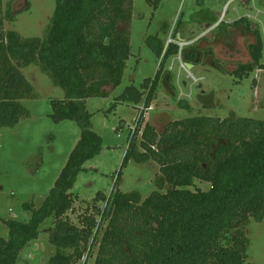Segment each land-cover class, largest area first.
I'll return each instance as SVG.
<instances>
[{"label":"trees","instance_id":"16d2710c","mask_svg":"<svg viewBox=\"0 0 264 264\" xmlns=\"http://www.w3.org/2000/svg\"><path fill=\"white\" fill-rule=\"evenodd\" d=\"M133 15L132 0H56L44 37L24 38L5 30L6 23H13L16 16L11 3L4 11L0 0V128L14 127L30 117L22 101L34 99L36 94L22 69L31 65H37L64 92V99L51 103L52 119L58 123L74 121L81 128V138L43 205L39 209L24 205L32 213L27 222H4L8 236L0 240V264H17L26 247L39 239L41 227L49 219L54 223L50 241L56 247L50 264H79L90 242L91 248L96 246L104 223L95 264H246L247 227L252 221H264L262 120L194 117L168 123L162 134L147 125L140 145L143 151H139L134 140L144 117L140 113L123 168L131 159L139 164L157 163L158 190L145 200L139 193L125 194L120 189L109 198L99 193L96 202L106 204L103 210L96 209L99 222L90 215L79 228L66 219L74 205L72 190L79 174L103 147L86 102L108 98L122 83L131 56ZM242 24L244 33L254 34L256 42L249 47L252 61L232 73L239 81L264 69L259 29H253L245 17L228 26ZM228 26L220 24L217 30L223 32ZM146 42L163 57L160 68L153 80L145 81L143 92L128 87L117 99L119 103L138 102L145 95L148 109L157 99L159 80L170 57L180 55L184 64L197 66L204 53L213 56L197 43L184 48L170 43L165 48L158 36ZM164 75L175 95L172 73ZM196 180L208 183L210 189L192 191Z\"/></svg>","mask_w":264,"mask_h":264},{"label":"rangeland","instance_id":"374dc122","mask_svg":"<svg viewBox=\"0 0 264 264\" xmlns=\"http://www.w3.org/2000/svg\"><path fill=\"white\" fill-rule=\"evenodd\" d=\"M132 1L131 56L122 83L108 98H93L86 102L92 115L93 130L103 139V147L99 156L84 165L72 190L74 205L66 219L79 228L83 227V219L90 215L100 221L96 209L103 210L106 204L105 201L96 202L99 193L109 198L115 189H120L125 194L139 193L145 200L158 190L156 179L160 175V166L157 163L139 164L131 159L123 168L130 137L137 130L138 117L145 107V95L138 102H117L128 87L134 86L143 92L145 81L153 80L160 68L163 57L151 49L147 38L158 36L165 48L170 43L184 48L189 43L175 40L176 31H179L178 35L182 33L190 38L201 37L197 45L211 51L226 73L201 64L194 70L187 69L180 55L170 57L159 80L157 99L151 104L152 110L144 112L139 134L134 140L139 151H143L140 145L147 125L154 126L162 134L168 123L194 117L224 120L234 116L264 121V69H257L243 81L232 75L239 65L252 61L249 47L256 42L255 35L244 33L246 27L243 24L231 27L245 17L253 29H259L264 43V0L229 3L226 23L221 18L228 0ZM9 3L16 20L6 23L5 30L15 31L24 38H43L56 10V0H3L4 11ZM214 21L231 26L223 27V32L217 30L218 27L208 30L206 25L214 24ZM165 72L172 73L175 95L165 81ZM22 74L33 86L36 98L22 101L30 113L29 118L14 127L0 128V240L8 236L5 221L27 222L31 219L32 213L24 205H34L35 209L43 205L81 138V128L76 122L58 123L51 117L52 101L64 99V92L55 87L37 65L22 69ZM201 91L215 92L214 107L206 108L198 102L197 95ZM190 189L208 191L210 185L196 180ZM53 225V219L46 221L39 239L26 247L17 264H50L56 253L49 236ZM106 225L104 223L100 229L96 246L91 248L90 242L79 264L86 261L95 264ZM246 233L250 241L246 264H264V221H252Z\"/></svg>","mask_w":264,"mask_h":264},{"label":"water","instance_id":"95a60500","mask_svg":"<svg viewBox=\"0 0 264 264\" xmlns=\"http://www.w3.org/2000/svg\"><path fill=\"white\" fill-rule=\"evenodd\" d=\"M178 39H180L179 35H178ZM201 65L204 67L214 68L223 74L226 73L223 65L215 61L213 56L207 55L206 53L203 54ZM193 67L194 66L191 64H186L187 69H192ZM197 100L203 107H206V108L214 107L215 106V92L212 91L207 94L199 93L197 95Z\"/></svg>","mask_w":264,"mask_h":264},{"label":"crops","instance_id":"0c3cea01","mask_svg":"<svg viewBox=\"0 0 264 264\" xmlns=\"http://www.w3.org/2000/svg\"><path fill=\"white\" fill-rule=\"evenodd\" d=\"M234 1H237V0H228V2H227V4L225 5V7L229 4V3H231V2H234ZM243 1V0H242ZM242 3H244V2H242ZM220 15L221 14H219V17H220ZM225 23H226V21H224ZM230 23H233V22H230ZM205 24H207V23H205ZM220 24L218 23V22H216V23H214V24H207L206 25V28L208 29V30H210V29H216L218 26H219ZM182 35H184V34H180L179 35V37H180V39H178V41H182V42H184V43H189V45L192 43V44H194V43H197L199 40H200V38L201 37H197V38H190V37H188V36H182ZM182 59V58H181ZM185 65V67H186V64H184ZM194 66V65H193ZM197 66H201V65H197ZM195 67L196 66H194L193 68H192V70H194L195 69ZM191 77H193V75H191Z\"/></svg>","mask_w":264,"mask_h":264},{"label":"built area","instance_id":"2783aa9c","mask_svg":"<svg viewBox=\"0 0 264 264\" xmlns=\"http://www.w3.org/2000/svg\"><path fill=\"white\" fill-rule=\"evenodd\" d=\"M225 12H226V7H225V9H224V12L222 13V18H221V20L222 21H225ZM221 21H219V23H220ZM185 45V44H184ZM183 66L185 67V65L183 64ZM148 110H152V107H150L149 109H146L145 107H143L142 109H141V114H144V112L145 111H148Z\"/></svg>","mask_w":264,"mask_h":264},{"label":"flooded vegetation","instance_id":"af4514ba","mask_svg":"<svg viewBox=\"0 0 264 264\" xmlns=\"http://www.w3.org/2000/svg\"><path fill=\"white\" fill-rule=\"evenodd\" d=\"M200 93H205L204 91H201Z\"/></svg>","mask_w":264,"mask_h":264}]
</instances>
